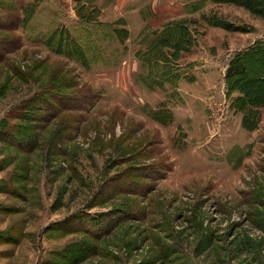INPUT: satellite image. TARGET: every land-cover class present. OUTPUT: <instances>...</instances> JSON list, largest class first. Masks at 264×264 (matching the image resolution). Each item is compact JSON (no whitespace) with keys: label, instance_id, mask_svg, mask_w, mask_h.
Returning <instances> with one entry per match:
<instances>
[{"label":"rangeland","instance_id":"1","mask_svg":"<svg viewBox=\"0 0 264 264\" xmlns=\"http://www.w3.org/2000/svg\"><path fill=\"white\" fill-rule=\"evenodd\" d=\"M81 2L0 26V261L264 264V62L250 53L264 0ZM176 22L184 34L159 41ZM86 26L101 57L88 65L46 43ZM47 88L78 104L39 120Z\"/></svg>","mask_w":264,"mask_h":264},{"label":"trees","instance_id":"2","mask_svg":"<svg viewBox=\"0 0 264 264\" xmlns=\"http://www.w3.org/2000/svg\"><path fill=\"white\" fill-rule=\"evenodd\" d=\"M15 1L17 5L16 6L13 5L14 8L11 7V5L9 4L4 3L2 5L0 3V26L9 27L10 29H14V30H18L23 26L24 27L28 26L31 18L37 12L39 6L42 3V0H15ZM81 1L83 5H89V3L95 2L96 0H81ZM258 3L260 5V2ZM192 4L195 6L193 11H197L198 9L197 1H194ZM191 5L188 6L191 8ZM93 8L94 10L97 9V7H93ZM3 18H5L6 20H1ZM109 24L115 25L114 28L112 27L113 32H117L119 34L124 33L125 36H129L128 30L125 27L116 25L115 23H109ZM224 26L228 29H233V30L243 29L241 26H235L230 22L224 23ZM175 30L184 34V30H186V28L183 26L182 22H176L175 24L171 23L169 24V26H167V29L160 34L158 40L161 41L162 39H168L170 34L174 36V34L177 33ZM94 35H95L94 30H92L87 26L85 29H81L78 32L76 31L72 32L67 28H62V29L57 28L51 31L46 36V43L56 53L64 54L71 59L82 61L84 65H88L89 63H92L93 61L101 58L96 55L99 46L96 41L97 39H95ZM180 37L182 36L180 35ZM140 40L145 41V28L141 33ZM11 43L12 40L0 41V54H1L0 62L6 61L5 59L6 57H8L7 54H10ZM1 47H3V49H1ZM250 53L257 55L258 59H261L260 62H264V55H263L264 45L253 48ZM262 67H264V65ZM246 69H247L246 62L244 60H240L238 63L233 62V65L228 70L229 71L228 75L230 77H234L236 75L244 74L246 72ZM88 98H89L88 101L87 100L82 101L80 102L79 105L85 109L93 107L95 104L94 101L95 96L93 97L88 95ZM74 102H75L74 105L78 104V100L75 97H72L69 93H65L59 90L56 91L53 88H47L44 89L42 95H40V93L35 94V98L31 103V107L32 109L41 111L42 114H40L41 117L39 120L45 117L47 119L50 117L54 119L58 115V112L62 107L65 108L69 105L67 103H74ZM17 142H20V140H18Z\"/></svg>","mask_w":264,"mask_h":264},{"label":"crops","instance_id":"3","mask_svg":"<svg viewBox=\"0 0 264 264\" xmlns=\"http://www.w3.org/2000/svg\"><path fill=\"white\" fill-rule=\"evenodd\" d=\"M1 249V248H0ZM12 256V255H11ZM4 262L3 261H0V264H3Z\"/></svg>","mask_w":264,"mask_h":264}]
</instances>
